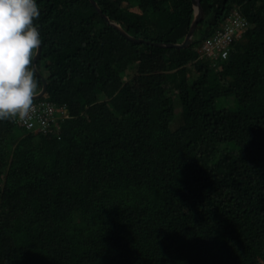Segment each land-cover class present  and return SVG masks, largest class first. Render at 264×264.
<instances>
[{
	"label": "trees",
	"instance_id": "obj_1",
	"mask_svg": "<svg viewBox=\"0 0 264 264\" xmlns=\"http://www.w3.org/2000/svg\"><path fill=\"white\" fill-rule=\"evenodd\" d=\"M94 1L37 0L33 102L69 115L0 120V264H264V0H200L186 47L153 42L184 40L192 0Z\"/></svg>",
	"mask_w": 264,
	"mask_h": 264
},
{
	"label": "clouds",
	"instance_id": "obj_2",
	"mask_svg": "<svg viewBox=\"0 0 264 264\" xmlns=\"http://www.w3.org/2000/svg\"><path fill=\"white\" fill-rule=\"evenodd\" d=\"M39 15L37 0H0V120L24 117L32 108L38 89L33 61L42 43L34 24Z\"/></svg>",
	"mask_w": 264,
	"mask_h": 264
},
{
	"label": "built area",
	"instance_id": "obj_3",
	"mask_svg": "<svg viewBox=\"0 0 264 264\" xmlns=\"http://www.w3.org/2000/svg\"><path fill=\"white\" fill-rule=\"evenodd\" d=\"M221 26L199 46V51L212 61L220 56L225 57L227 55L232 41L240 37L241 32L246 30L247 20L234 9ZM59 116H67L65 108L57 109L49 101L42 100L38 103L33 102L32 108L26 116H16L12 120L17 125H25L26 127L33 126L36 121L40 124V128L46 129L49 123H53L55 118Z\"/></svg>",
	"mask_w": 264,
	"mask_h": 264
},
{
	"label": "water",
	"instance_id": "obj_4",
	"mask_svg": "<svg viewBox=\"0 0 264 264\" xmlns=\"http://www.w3.org/2000/svg\"><path fill=\"white\" fill-rule=\"evenodd\" d=\"M91 1L95 5V1L94 0H91ZM192 2H193V7H194V18H193V20H192V22L190 24L189 30H188L184 40L181 43H176V44L175 43H162V42H153V43H155L156 45H172V46H176V47H186V46L189 45V43L191 41V36L193 34V31L196 28V25H197L198 21L201 19L202 15H203V9L201 7L200 0H192ZM96 9L99 12H101V10L97 6H96ZM101 14H103V13H101ZM112 25L115 27V29L119 30L128 39H132V40L134 39L136 41H143L142 38H135L134 36H132V35L128 34L127 32H125L123 29H120V27L116 23H112ZM146 41L150 42L148 40H146ZM40 49H41V46H39V48L36 51L35 56H34V61H33L34 70H36V68H35V60L38 57ZM36 72H37V70H36ZM46 85H47L46 79L42 78V87H41L40 91L37 92L36 95H34L33 99H35L36 97H39L41 94H43L45 92Z\"/></svg>",
	"mask_w": 264,
	"mask_h": 264
},
{
	"label": "rangeland",
	"instance_id": "obj_5",
	"mask_svg": "<svg viewBox=\"0 0 264 264\" xmlns=\"http://www.w3.org/2000/svg\"><path fill=\"white\" fill-rule=\"evenodd\" d=\"M236 9V8H235ZM125 76H127V75H125ZM175 102H177V101H175ZM228 102H230V101H228ZM177 104V103H176ZM176 110V109H175ZM177 112L179 113V108H177ZM179 118V114L178 115H176V113H175V115H174V120L171 122V126L173 127L174 125H175V123H176V120Z\"/></svg>",
	"mask_w": 264,
	"mask_h": 264
}]
</instances>
